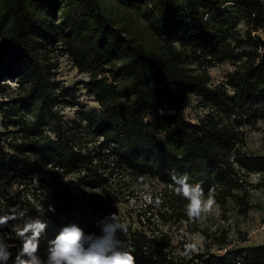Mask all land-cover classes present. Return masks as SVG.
I'll return each instance as SVG.
<instances>
[{
    "label": "trees",
    "instance_id": "1",
    "mask_svg": "<svg viewBox=\"0 0 264 264\" xmlns=\"http://www.w3.org/2000/svg\"><path fill=\"white\" fill-rule=\"evenodd\" d=\"M261 30L264 0H0V216L44 207L39 256L65 226L97 233L115 214L135 264H264V243L229 247L224 231L223 253L187 252L163 229L124 223L119 209L136 186L156 185L158 221H192L175 173L244 215L264 210L250 193H264V152L247 141L264 123ZM64 58L85 74L95 108L58 78ZM223 62L232 69L214 85L209 67ZM191 106L195 121L184 116ZM17 223L0 227L14 245L8 264L22 243Z\"/></svg>",
    "mask_w": 264,
    "mask_h": 264
},
{
    "label": "rangeland",
    "instance_id": "2",
    "mask_svg": "<svg viewBox=\"0 0 264 264\" xmlns=\"http://www.w3.org/2000/svg\"><path fill=\"white\" fill-rule=\"evenodd\" d=\"M259 35L264 39V30L259 31ZM231 69L232 65L228 62L210 66L209 73L212 84L217 85L224 82L226 73ZM57 73L58 78L64 85L74 87L78 101L85 110H90L97 106L84 88L85 74L79 73L65 58L61 60ZM74 109L63 107L61 111L67 118H72L75 112ZM200 111L201 109L198 106H191L184 111V116L191 121H195L196 114ZM247 141L248 147L251 150L264 152L263 122H258L256 128L247 130ZM250 177L253 183H257L258 174L252 173ZM68 180L69 178L65 179L66 182ZM258 186L259 184L253 186L250 193L252 200L260 205L264 201V193H261V188L257 191L254 190ZM133 189V194L128 197V201L119 204V209L124 217V223L132 225L134 228L142 227L147 231H150L149 229L154 226L157 229H163L171 235L172 242L176 247H179L181 244L186 247L187 252L201 253L208 249L214 254L223 253L225 249H218L216 237L224 234V231L229 233L233 239V243L229 247L251 246L264 243V210L260 206L255 207L244 215L240 213L236 203H217L214 201L211 213L199 219L190 222L161 223L156 218L158 203L156 200L155 202L152 201V197H149L151 192H155L158 195L161 188L156 185H146L143 188L136 186ZM149 203L151 207L147 208ZM144 212L146 215L142 214ZM147 215H150L153 226L147 225V219L145 218ZM94 234L99 236L102 234V231ZM46 252L40 257L46 258Z\"/></svg>",
    "mask_w": 264,
    "mask_h": 264
},
{
    "label": "clouds",
    "instance_id": "3",
    "mask_svg": "<svg viewBox=\"0 0 264 264\" xmlns=\"http://www.w3.org/2000/svg\"><path fill=\"white\" fill-rule=\"evenodd\" d=\"M171 179L175 193L187 201L185 212L189 219L196 220L211 213L215 203L211 195L205 197L203 189L190 184L186 175L173 173ZM47 211L54 212L55 208L49 205ZM37 212L40 214L37 217H26L24 211L15 208L11 214L0 216V227L7 226L10 221H22V224L13 225L22 242L13 264H135L132 250L118 238L117 233L125 228L115 214L101 222L102 234L99 236L85 234L76 224L65 226L54 239L48 240L46 258L40 257L39 240L47 223L40 218L45 214L42 205L37 207ZM12 247L14 245L0 236V264H8Z\"/></svg>",
    "mask_w": 264,
    "mask_h": 264
}]
</instances>
